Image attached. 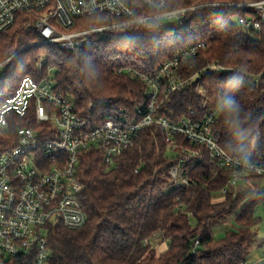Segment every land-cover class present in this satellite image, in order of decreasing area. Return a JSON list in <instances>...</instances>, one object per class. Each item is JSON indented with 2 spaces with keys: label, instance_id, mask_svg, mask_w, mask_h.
<instances>
[{
  "label": "trees",
  "instance_id": "1",
  "mask_svg": "<svg viewBox=\"0 0 264 264\" xmlns=\"http://www.w3.org/2000/svg\"><path fill=\"white\" fill-rule=\"evenodd\" d=\"M126 1L136 18L156 13L141 1ZM206 1L228 0H168L167 9ZM234 13L228 7H201L187 12L174 26H164L159 19L120 26L89 34L87 45L75 52L60 49L56 43L32 45L41 42L42 36L29 27L31 15L19 13L13 26L0 35V61L18 51L0 73V80H7L0 86V98L11 96L26 75L37 80L52 78L74 99L81 116L99 124L116 117L120 108L135 113L146 105L147 87L128 69L149 75L180 50L204 41L206 49L182 66V75L189 78L212 62L232 70L194 80L187 89L172 94L162 109L181 116L191 108L198 109L204 101L214 105L225 93L233 96L241 105V119L239 124H229L219 112L216 129L221 146L228 153L260 160L264 154V30L244 31L231 20ZM125 20L98 13L77 19L74 29ZM27 44L32 46L25 48ZM38 58L44 61L42 67L38 66ZM233 75L243 77V81L238 90L229 91L225 83ZM198 86L205 94L195 91ZM34 116L31 111L26 118L10 119L8 131L0 136V148L17 141L18 128L36 127ZM168 155L165 136L154 127L144 129L135 145L116 157L112 166L103 163V154L97 149L81 154L77 176L83 185L80 201L86 223L78 229L50 227L49 264L251 261L260 222L256 207L264 203V187L253 191L246 184L238 190L229 189L217 199L232 170L220 168L203 151L193 168L186 167L192 184L173 188L168 172L179 164L180 157ZM231 219L234 225L217 236V226L231 223ZM155 237L167 242L168 247L158 252L153 244ZM7 264L24 263L17 258Z\"/></svg>",
  "mask_w": 264,
  "mask_h": 264
},
{
  "label": "built area",
  "instance_id": "2",
  "mask_svg": "<svg viewBox=\"0 0 264 264\" xmlns=\"http://www.w3.org/2000/svg\"><path fill=\"white\" fill-rule=\"evenodd\" d=\"M138 1L156 13L136 18L126 0H0V35L13 26L19 13H25L33 18L29 27L39 32L42 43H56L60 49L75 52L87 45L89 34L153 19H180L201 7L234 9L235 21L231 20L235 25L250 33L264 30V0L218 1L174 9H167L168 0ZM98 13L127 20L92 29H74L77 19ZM206 47V42L197 41L162 62L149 75L128 69L129 74L146 85V105L135 113L120 108L116 117L99 124L81 116L74 99L52 78L37 80L26 75L11 96L0 98V136L8 131L10 119L26 118L33 111L36 122V127L18 128L17 141L0 148V264L17 258L24 264H49L50 227L78 229L86 223L80 201L83 185L77 176L81 154L97 149L103 154V163L112 166L116 157L134 146L140 133L149 127L164 134L169 157H180L179 164L168 172L173 188L192 184L186 167L193 168L203 151L220 168L232 170L218 198L229 189L238 190L251 185L255 178H264V154L256 160L249 155L228 153L221 146L216 129L217 104L204 101L198 109L191 108L181 116L162 109L172 94L187 89L194 80L232 70L212 62L193 76L184 77L182 66ZM13 56L0 61V73ZM43 64V59H39L38 66ZM49 72L52 75V68ZM195 91L205 94L200 86Z\"/></svg>",
  "mask_w": 264,
  "mask_h": 264
},
{
  "label": "rangeland",
  "instance_id": "3",
  "mask_svg": "<svg viewBox=\"0 0 264 264\" xmlns=\"http://www.w3.org/2000/svg\"><path fill=\"white\" fill-rule=\"evenodd\" d=\"M207 3H211V2L206 1V2H203V3L195 5V6L205 5ZM231 19H233V21H235V16L232 15ZM159 22L162 23V25H164V26H174L180 22V19L179 18H174V19L163 18V19H160ZM40 43H42V42L31 43V44L32 45H38ZM31 44H27L25 48L32 46ZM16 52H18V51H16ZM16 52L14 53V55L16 54ZM38 59H41V58H38ZM6 84H7L6 79L3 78L2 80H0V86L6 85ZM263 187H264V179L255 178L252 180L250 188L253 189V191H260V190H262ZM217 199H220V198H217ZM256 216L260 219V222L258 224L257 242L255 243V246L252 248V250L250 252V260L252 263L264 264V262L261 261V259L264 258V245H263V243H264V203H260L257 205ZM192 223H193V220H192ZM231 225L232 226L234 225V222L232 219H231V223L229 221V222L222 223V225H218L217 226V232H216L217 236H220L222 234V231H224L225 229H227ZM153 244L156 247L158 252H161L168 247V243L162 242L160 237H158V238L155 237V240H153Z\"/></svg>",
  "mask_w": 264,
  "mask_h": 264
},
{
  "label": "clouds",
  "instance_id": "4",
  "mask_svg": "<svg viewBox=\"0 0 264 264\" xmlns=\"http://www.w3.org/2000/svg\"><path fill=\"white\" fill-rule=\"evenodd\" d=\"M243 77L241 76H230L225 87L229 91L238 90L242 85ZM217 110L224 115L229 124H239L241 119V105L240 103L231 95L225 93L221 96L217 102Z\"/></svg>",
  "mask_w": 264,
  "mask_h": 264
}]
</instances>
